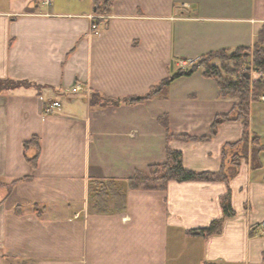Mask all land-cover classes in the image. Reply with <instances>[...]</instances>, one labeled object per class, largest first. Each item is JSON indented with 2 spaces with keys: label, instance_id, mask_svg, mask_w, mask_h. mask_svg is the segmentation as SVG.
I'll return each mask as SVG.
<instances>
[{
  "label": "crops",
  "instance_id": "1",
  "mask_svg": "<svg viewBox=\"0 0 264 264\" xmlns=\"http://www.w3.org/2000/svg\"><path fill=\"white\" fill-rule=\"evenodd\" d=\"M92 14L94 0H0V79L36 84L0 90V264H264V150L262 166L249 152L227 181L170 180L128 190L120 211L85 207L92 177L125 181L164 162L168 147L188 169L222 168V145L244 125L225 120L211 133L238 99L221 97L203 67L141 102L90 96L141 95L204 53L253 46L264 0H115L94 29ZM261 101L251 103L249 133L264 144ZM34 135L36 166L24 153ZM227 192L235 212L222 230L187 233L223 216Z\"/></svg>",
  "mask_w": 264,
  "mask_h": 264
},
{
  "label": "trees",
  "instance_id": "2",
  "mask_svg": "<svg viewBox=\"0 0 264 264\" xmlns=\"http://www.w3.org/2000/svg\"><path fill=\"white\" fill-rule=\"evenodd\" d=\"M115 0H94L95 11L99 14H110ZM97 20V19H96ZM214 58L220 60L219 64L213 61ZM251 65L259 74L252 76ZM199 67H203V75L213 78L219 86L220 96H233L238 102L228 113L217 114L211 125V133L217 131V127L225 120H241L244 125L243 135L235 141H227L222 145V168L218 171H195L188 169L183 164L182 152L171 147L167 148L166 160L162 163L149 166L148 171L137 170L135 174L127 180L116 178H94L92 177L88 185V194L96 199L100 205V210L108 203V198L114 200V209L123 210L126 206V189H165L170 180H224L227 181L237 170L240 161L251 154V162L254 168L262 166L260 152L264 150V144L260 142V136L249 133V117L251 103L259 101L264 94V29L261 31L258 40L253 46H238L234 50L217 49L202 54L197 61L189 67H181L170 76L164 78L156 85H153L146 93L141 95H129L124 97H108L99 91H93L90 96L92 104L117 105L122 102L136 103L155 95L163 94L169 84L177 77L190 75ZM35 83L26 79L3 78L0 79V90L12 89L19 86H32ZM183 139H190L192 136L179 135ZM41 149L40 136L34 135L24 142V153L27 160L36 166ZM225 159L231 162V170L224 167ZM122 182H126L123 185ZM223 216L214 219L209 225L199 228L187 229V233L192 235L208 236L222 230L224 218L234 214L231 205L229 192L221 197ZM33 209L38 214L45 209L44 204H33ZM19 211V207H18ZM202 264H215L203 262Z\"/></svg>",
  "mask_w": 264,
  "mask_h": 264
},
{
  "label": "rangeland",
  "instance_id": "3",
  "mask_svg": "<svg viewBox=\"0 0 264 264\" xmlns=\"http://www.w3.org/2000/svg\"><path fill=\"white\" fill-rule=\"evenodd\" d=\"M261 102H264V101H261ZM252 133H255V132H252ZM122 183H123V185H126L125 184L126 182H122ZM132 189H144V188H128V189H126V198H127V192H128V190H132ZM85 207L88 210H90V211L93 210V211L100 212V213H108V212H113V211H120L118 209H114V200H113L112 197L111 198L110 197L108 198V203L104 207V208H107L108 210H100L99 209V208H101L100 205L97 203L96 199H94L90 195H88V203H86V206Z\"/></svg>",
  "mask_w": 264,
  "mask_h": 264
},
{
  "label": "built area",
  "instance_id": "4",
  "mask_svg": "<svg viewBox=\"0 0 264 264\" xmlns=\"http://www.w3.org/2000/svg\"><path fill=\"white\" fill-rule=\"evenodd\" d=\"M101 16H102V15H100V14H92V15H91V18H92L91 27H92V29H94V28L97 27L96 18L101 17ZM185 63H186V61H183V64H185ZM255 72H257V70H255V69L253 68V66L251 65V67H250V73L252 74V76L255 74ZM257 74H259V73L257 72ZM79 88H80L79 85H75V86L72 88V91H76V90H78ZM260 98H261L262 100H264V94H262V95L260 96ZM58 105H59V101H54V102H52V103L50 104L49 107H47L46 111H48V112H54V111H55V107L58 106Z\"/></svg>",
  "mask_w": 264,
  "mask_h": 264
}]
</instances>
